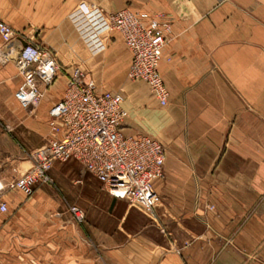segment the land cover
<instances>
[{"label":"crops","instance_id":"crops-1","mask_svg":"<svg viewBox=\"0 0 264 264\" xmlns=\"http://www.w3.org/2000/svg\"><path fill=\"white\" fill-rule=\"evenodd\" d=\"M263 1L0 0V18L14 33L0 36V201L7 204L0 264H264V203L255 204L264 197V127L256 110L252 139L245 105L247 84L263 80ZM236 4L257 5L254 49L240 43L246 14L239 29L227 27ZM91 5L105 14L166 15V106L142 80L128 78L131 51L119 31L101 33L97 46L78 17ZM26 42L51 49L59 64L40 102L29 106L16 97V59ZM77 70L100 91L123 93L126 134H148L166 148L155 216L112 196L76 160L56 161L54 182L39 181L31 196L10 186L51 136L50 109ZM72 204L85 210L84 221L75 220Z\"/></svg>","mask_w":264,"mask_h":264},{"label":"built area","instance_id":"built-area-1","mask_svg":"<svg viewBox=\"0 0 264 264\" xmlns=\"http://www.w3.org/2000/svg\"><path fill=\"white\" fill-rule=\"evenodd\" d=\"M78 17L94 31L97 46L101 33L119 31L131 51L127 75L131 80L148 84L161 106L169 102V90L160 69L167 44L170 22L166 15H147L123 8L105 14L95 5L79 9ZM14 33L0 18V36L10 40ZM22 81L16 97L23 105H37L58 70L55 53L43 46L24 43L16 59ZM121 91H100L94 79L77 70L68 80L63 97L50 109L51 136L35 149L33 166L11 184L25 195L35 192L39 181L54 182L50 170L56 161L76 160L96 177L112 196L140 205L151 216L156 215L159 196L154 182L163 176L166 148L148 134H126L123 123L128 117ZM0 209L7 204L0 201ZM76 221L86 218L85 210L70 205Z\"/></svg>","mask_w":264,"mask_h":264},{"label":"rangeland","instance_id":"rangeland-1","mask_svg":"<svg viewBox=\"0 0 264 264\" xmlns=\"http://www.w3.org/2000/svg\"><path fill=\"white\" fill-rule=\"evenodd\" d=\"M257 5L256 4H248L247 6L244 5H240V4H236L233 5V9L230 12L231 17H233V22L228 25V28H236L239 29L240 28V23H243V19L242 21L240 20L241 18V14H246L248 16V30H247V35H243L240 36V43H246L249 49H254V47L256 46L255 44L258 42V38L259 36H256V34L253 32L256 27L255 25L251 24V20L256 21V14L255 11L257 10ZM259 4H258V8H259ZM263 7V11H264V1L262 4ZM243 17V16H242ZM227 20V19H226ZM240 21V22H239ZM263 65H264V20H263ZM259 44V43H258ZM247 55H249V52H247ZM146 86L148 84H146V82L142 81ZM148 88V86H147ZM247 100H246V108L249 110V114L248 115V121H249V125L252 126V139H256V131H255V121H256V117L254 114L256 113L255 111H261L262 115H258V118L262 119L263 121V127H264V66H263V80L262 83L259 82V80L257 82H250L247 84ZM149 90V88H148ZM242 95H244L242 93ZM242 102L244 103V100H242ZM264 129V128H263ZM75 163V162H74ZM59 187V186H58ZM63 187V186H62ZM65 190V189H64ZM62 189L61 193H65ZM264 203V197H259L258 200L255 202V204H262Z\"/></svg>","mask_w":264,"mask_h":264}]
</instances>
